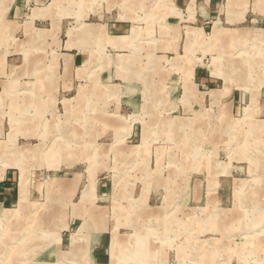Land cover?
I'll use <instances>...</instances> for the list:
<instances>
[{"label": "rangeland", "instance_id": "1", "mask_svg": "<svg viewBox=\"0 0 264 264\" xmlns=\"http://www.w3.org/2000/svg\"><path fill=\"white\" fill-rule=\"evenodd\" d=\"M12 1L0 0V176L16 194L0 197V264H264V0H224V18L244 22L207 32L193 28L199 1L56 0L62 26L29 35L100 38L102 59L80 74L53 64L55 44L20 49L27 16L12 22ZM118 20L164 56L147 62L138 109L93 25Z\"/></svg>", "mask_w": 264, "mask_h": 264}, {"label": "crops", "instance_id": "2", "mask_svg": "<svg viewBox=\"0 0 264 264\" xmlns=\"http://www.w3.org/2000/svg\"><path fill=\"white\" fill-rule=\"evenodd\" d=\"M54 1H56V0H13L12 3H10V5L8 6V8H9L8 12H9L10 17L12 19L11 21L18 23L19 21H21L23 18H25L27 16V20H26V22L25 21L24 22H25V27L28 30V35L30 33L33 34L34 30L32 28L34 27V24H36V25L49 24L50 27L52 28L51 30L55 33L59 27L57 22L60 24V26H62V25H61V21H60V17H59L60 14H59V16L56 15L55 9H54L55 7L52 6V4H54ZM116 1L117 0H115V2ZM194 1H199L198 3L200 4L202 12L204 13V15H201V13H199V15H201V18H198L200 20L199 23H202V24H200V27H193V28L199 29L202 32L203 31L207 32V29L209 27L214 29L215 22L218 21V19H219L222 27H224V23L229 25V26H235L237 24L244 22V20H245V15L243 13L244 11L243 12L240 11L242 13L238 14L237 16L236 15L231 16V17L227 16L224 18V0H175V3L178 6H182V5H185L187 2H189L191 4ZM243 1L244 0H242V2ZM61 2L66 3L65 8H68V4L72 3L69 0H61ZM79 2H80V0H79ZM79 2H77L78 5H79ZM80 3H82V2H80ZM139 3H141V1H139ZM116 6H117V4H116ZM65 8H61V6H60V11L61 12L66 11ZM110 8H113V5L112 6L110 5ZM175 9L179 11L181 8H175ZM201 9L199 8L200 11H201ZM126 10H128V9L126 8ZM129 10H131V8ZM80 11H82V10H80ZM83 11H84V9H83ZM29 12H30V15H29ZM67 12H68V10H67ZM77 14H78V10H77ZM196 17H200V16L197 15ZM15 23L9 24V22H8L6 24L5 29H7L8 31H12V30L16 31L15 29H18L19 27L17 28V25H15ZM53 23H55V24H53ZM32 24H33V26H31ZM93 25L94 26H102L105 29V31L107 32L106 36L108 37L105 39H109L108 41L110 44V50L112 52H114V53L109 54V62H110V65H109L110 69L108 71L109 77H112L113 73L117 69H119V70L126 69V70L130 71L129 77L132 78V82L134 84L132 86H129L130 88H126L123 93H125V98L128 100L127 103H130L128 105L129 107H134L137 109L141 108L142 103L140 104V102L143 101V96H141L140 94H142V92H144L143 91L144 87L141 84L140 80H142L141 78H143L144 76H146V75L148 76V71H147L148 63L147 62H149L150 60L153 63H154V61H158V64H156V65L160 66L159 59L163 60L164 56H159V57L151 56V53L149 54L148 52L143 51V49L136 47V46L140 45V44H138V41H140L141 38L139 39L135 35V34H137L136 33L137 26L134 27L128 21H125V20H123V21H120V20L110 21L109 26H108L109 32L107 31L108 29L105 27V25L102 23H94ZM37 28L36 29L34 28V29L38 30L39 31L38 33L45 31V30L43 31V30L37 29ZM134 28H136V29L134 30ZM227 30H229L231 32H234L236 30L240 31L239 29H235V30L227 29ZM97 31H100V28H98V27L93 28L92 34H98ZM106 32L104 34H106ZM240 32H238V33H240ZM40 36H42V35H40ZM40 36H37V35L30 36L29 35V37L26 38V40L24 42L18 41L17 39H14V38H13V41H18V46H20V49H21V46L23 44V47L28 48L29 52L32 51V46L33 45L36 46V44H40V45L46 44L47 45V44L51 43L52 47H54L53 45L55 44L57 46L58 50H56V52L53 54L55 56L51 60H52L53 64L55 62V66L57 68L62 69L63 71H67V74L70 73L71 71L72 72L73 71L78 72V74H80V73L84 72L85 70H87V67H88L90 61H93V65H94L95 62L102 59L101 44H99L100 38L97 39V37L95 38V36H92V41H91L93 43L92 44L90 42V39L87 40L86 37L84 38V37H81L80 35H78V36H80V38L76 37V38H74L75 40H73L75 42V45L77 44V46H74V45L71 46L69 43L70 42L69 39L64 44H62L59 41V39L55 40V38H48V37L45 39H42ZM52 39L55 40V43H54V41H51ZM96 40H98L97 43H96ZM61 46H63L62 49H61ZM67 46H69V47H67ZM97 46H98V48H97ZM160 47H161V44L158 43L156 46V50H158V53L160 52L159 51ZM135 49H137V50H135ZM34 51H36V50H34ZM121 51L122 52L124 51L125 53H120ZM3 55H4V53H3ZM41 57L42 56H36V57H34L33 60H32V57H30L29 63L26 64V66L24 65L26 68V71L28 70L29 73H31V69L37 63L35 61L40 60ZM56 60H57V62H56ZM33 62H35V63L33 64ZM111 62H114V64ZM97 65H100V64H96L95 68L98 67ZM156 69H158V68H156ZM156 71H158V70H156ZM18 72L19 73L22 72V66L19 67ZM35 72H37V70H35L33 73H35ZM164 72H165L164 69H162V71L160 72L161 76L163 78H164V74H165ZM15 74H17V71L15 72ZM126 77H128V76H126ZM157 77H159V76L157 75ZM209 77L212 78L214 76L212 74H210ZM38 90L40 91V89H35L34 91L38 92ZM159 90L160 89H157L156 91L159 92ZM47 91L54 92V89L44 90V92H47ZM126 93H128V94H126ZM83 94H85V92H83ZM82 97L84 98V96H82ZM156 105H158V104H156ZM68 106H70V105H68ZM73 107H76V106H73ZM75 130L76 129H73V134L75 137H77L78 136L77 130H76V132H75ZM0 177H2L0 179V197L1 198L4 197L7 200H11L12 198H14V196L16 194V184H15L16 178H15L14 174L10 171L5 172V173L3 172ZM58 251L56 250L57 254L59 253Z\"/></svg>", "mask_w": 264, "mask_h": 264}, {"label": "bare ground", "instance_id": "3", "mask_svg": "<svg viewBox=\"0 0 264 264\" xmlns=\"http://www.w3.org/2000/svg\"><path fill=\"white\" fill-rule=\"evenodd\" d=\"M222 31H223V30H222ZM225 34H226V33H225ZM230 34H231V33H230ZM223 37H224V36H223ZM262 128H264V126H262ZM263 140H264V139H263ZM263 147H264V146H263ZM19 158H20V157H19ZM20 161H21V160H20ZM22 188H24V187H22ZM25 192H26V191H25ZM255 192H256V191H255ZM253 195H254V194H253ZM24 196H25V194H24ZM23 208H24V207H23ZM13 211H14V210H13ZM15 212H16V211H15ZM18 212H19V210L17 209V212H16V213L18 214ZM8 213H9V212H8ZM10 213H13V212L10 211ZM1 215H2V213H0V216H1ZM13 216H14V213L11 214V216H8V217H12V219H13V218H14ZM16 216H17V215H16ZM14 219H15V218H14ZM8 220H10V219H8ZM17 220H18V219H17ZM20 220H21V219H20ZM21 222H22V221H21ZM21 222H20V223H21ZM10 223H11V222H10ZM12 225H13V223H12ZM218 229H219V228H218ZM210 244H211V243H210ZM210 244H209V245H210ZM210 260H211V259H210Z\"/></svg>", "mask_w": 264, "mask_h": 264}]
</instances>
